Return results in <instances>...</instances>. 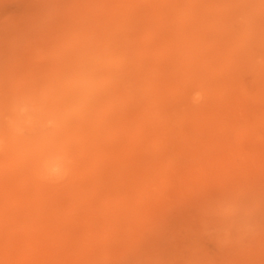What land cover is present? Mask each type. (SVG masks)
Here are the masks:
<instances>
[{
  "label": "bare ground",
  "instance_id": "6f19581e",
  "mask_svg": "<svg viewBox=\"0 0 264 264\" xmlns=\"http://www.w3.org/2000/svg\"><path fill=\"white\" fill-rule=\"evenodd\" d=\"M263 221L264 0H0V264H264Z\"/></svg>",
  "mask_w": 264,
  "mask_h": 264
},
{
  "label": "clouds",
  "instance_id": "9594fccd",
  "mask_svg": "<svg viewBox=\"0 0 264 264\" xmlns=\"http://www.w3.org/2000/svg\"><path fill=\"white\" fill-rule=\"evenodd\" d=\"M200 96L199 94H197L194 97V101H199ZM49 175H53V176H57V177H62L63 175H66V169L62 168V167H56V168H52L49 170Z\"/></svg>",
  "mask_w": 264,
  "mask_h": 264
},
{
  "label": "rangeland",
  "instance_id": "374dc122",
  "mask_svg": "<svg viewBox=\"0 0 264 264\" xmlns=\"http://www.w3.org/2000/svg\"><path fill=\"white\" fill-rule=\"evenodd\" d=\"M165 200H167V199H165ZM164 202H166V201H164ZM163 202V203H164ZM264 222V221H263ZM211 245V246H210ZM209 246H210V248L212 249V250H216V248H212L213 246H215V245H212V244H210ZM216 247V246H215Z\"/></svg>",
  "mask_w": 264,
  "mask_h": 264
}]
</instances>
